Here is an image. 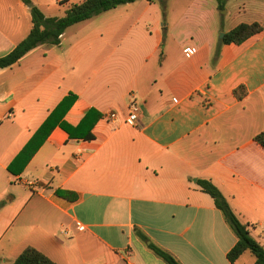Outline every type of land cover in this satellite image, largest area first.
I'll use <instances>...</instances> for the list:
<instances>
[{"label": "crops", "instance_id": "crops-1", "mask_svg": "<svg viewBox=\"0 0 264 264\" xmlns=\"http://www.w3.org/2000/svg\"><path fill=\"white\" fill-rule=\"evenodd\" d=\"M31 1L48 16L84 0ZM29 5L0 0V57L31 32ZM224 10L217 0H138L0 69V264L28 247L57 264H168L151 245L180 264H255L249 251L229 261L238 237L198 184L216 185L264 246V148L255 140L264 132V0H229ZM255 22L263 30L242 44L223 42ZM71 95L45 143L11 172ZM132 101L136 126L127 122ZM89 131L93 140L79 139Z\"/></svg>", "mask_w": 264, "mask_h": 264}, {"label": "trees", "instance_id": "trees-1", "mask_svg": "<svg viewBox=\"0 0 264 264\" xmlns=\"http://www.w3.org/2000/svg\"><path fill=\"white\" fill-rule=\"evenodd\" d=\"M25 4H31V0H21ZM138 0H84L82 3L71 4L68 6L66 13L62 17H47L41 9L37 6L31 8V16L33 27L29 35L20 42L10 53L0 57V69L12 67L18 63L25 55L41 45L60 46L62 36L65 31L78 23L93 19L107 11L115 9L121 5L136 2ZM158 1L162 7H166V0H149ZM229 0H217L220 10H224ZM263 26L257 22L248 24L242 23L230 32H228L223 39L224 43L242 44L251 36L261 32ZM162 54V52H161ZM218 55V53H217ZM243 95V87L240 89ZM238 93V90L236 91ZM76 96L71 95L62 101V103L53 111L49 118L42 124L38 131L26 144L21 153L17 156L15 161L9 166L11 172H16L14 165L21 164L20 172L25 165L33 158L37 151L47 140L53 128L60 123L64 113L68 107L75 101ZM90 114V113H89ZM88 116L76 129H81L84 123H87ZM94 123L91 125L93 126ZM61 125L72 134V129L67 125ZM95 137L89 131L85 136L79 139L93 140ZM255 140L264 148V132L259 133ZM198 184L202 191L209 194L215 201L217 208H219L231 228L238 237V242L228 253V259L231 263H235L245 252H251L255 258V264H264V246L261 245L250 233L249 225L243 223L237 214L233 211L227 199L224 197L219 188L210 180L200 179ZM57 195L66 197L67 192L62 190L56 191ZM5 204L0 202V208ZM137 234L143 239L147 237L137 230ZM153 251L165 260L168 264H180V262L166 250L151 245ZM12 264H57L51 260L44 253L40 252L34 247L26 248Z\"/></svg>", "mask_w": 264, "mask_h": 264}, {"label": "rangeland", "instance_id": "rangeland-1", "mask_svg": "<svg viewBox=\"0 0 264 264\" xmlns=\"http://www.w3.org/2000/svg\"><path fill=\"white\" fill-rule=\"evenodd\" d=\"M65 12H66L65 7H62V6L58 5V7H51L49 11L47 10V13L46 14L48 15L47 17H61V16H64ZM102 15L94 18L92 21L88 22L87 24H82L81 27L76 28L75 30L77 32H81V31L87 32L88 30H90L91 27L92 28H100V26H102V24H103V21L104 20H108V17H109L108 16V17L105 18ZM72 34H73V31L67 30L66 31V34H65V36L63 38L67 42H69L70 38L72 37ZM97 42L101 43L102 45H105V40L103 39V36H102V38L101 37L98 38V40L96 41V43ZM249 255H251V254L249 253Z\"/></svg>", "mask_w": 264, "mask_h": 264}, {"label": "built area", "instance_id": "built-area-1", "mask_svg": "<svg viewBox=\"0 0 264 264\" xmlns=\"http://www.w3.org/2000/svg\"><path fill=\"white\" fill-rule=\"evenodd\" d=\"M140 114H141V107L139 105V103L137 101H132L129 105V113H128V118H127V122L130 125H138L139 121H140ZM117 115L116 113H111L109 115L110 118H115ZM9 118L13 117L12 113H9L8 115Z\"/></svg>", "mask_w": 264, "mask_h": 264}, {"label": "water", "instance_id": "water-1", "mask_svg": "<svg viewBox=\"0 0 264 264\" xmlns=\"http://www.w3.org/2000/svg\"><path fill=\"white\" fill-rule=\"evenodd\" d=\"M29 6H30V7H32L33 5H32V4H30ZM221 37H224V34H222V35H221Z\"/></svg>", "mask_w": 264, "mask_h": 264}]
</instances>
